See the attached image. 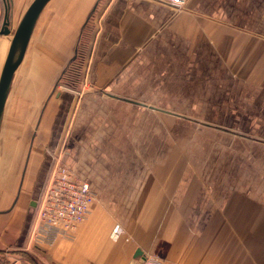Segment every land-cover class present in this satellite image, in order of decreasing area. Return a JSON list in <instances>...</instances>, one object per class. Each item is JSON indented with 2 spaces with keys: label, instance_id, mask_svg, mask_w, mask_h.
I'll return each mask as SVG.
<instances>
[{
  "label": "crops",
  "instance_id": "crops-1",
  "mask_svg": "<svg viewBox=\"0 0 264 264\" xmlns=\"http://www.w3.org/2000/svg\"><path fill=\"white\" fill-rule=\"evenodd\" d=\"M32 1L0 0V31ZM92 15L87 88H59ZM3 124L19 134L1 144L0 264H264V0H49ZM58 160L95 200L70 238L35 244Z\"/></svg>",
  "mask_w": 264,
  "mask_h": 264
},
{
  "label": "built area",
  "instance_id": "built-area-1",
  "mask_svg": "<svg viewBox=\"0 0 264 264\" xmlns=\"http://www.w3.org/2000/svg\"><path fill=\"white\" fill-rule=\"evenodd\" d=\"M180 10L188 0H152ZM95 200L87 181L58 160L50 173L43 193L37 202L30 242L50 243L56 238L68 239L83 224Z\"/></svg>",
  "mask_w": 264,
  "mask_h": 264
},
{
  "label": "water",
  "instance_id": "water-1",
  "mask_svg": "<svg viewBox=\"0 0 264 264\" xmlns=\"http://www.w3.org/2000/svg\"><path fill=\"white\" fill-rule=\"evenodd\" d=\"M48 1L49 0H33L11 36L10 45L0 73V123L13 75L23 60L35 23ZM95 8L96 7H94L93 11ZM0 34H10L7 12L4 16Z\"/></svg>",
  "mask_w": 264,
  "mask_h": 264
},
{
  "label": "trees",
  "instance_id": "trees-1",
  "mask_svg": "<svg viewBox=\"0 0 264 264\" xmlns=\"http://www.w3.org/2000/svg\"><path fill=\"white\" fill-rule=\"evenodd\" d=\"M92 20L93 15L88 18L86 24L84 25L80 33V37L77 42L73 58L70 60V62L59 77L58 82L66 87L74 88L79 83L78 81L80 71L86 58L88 42L92 31ZM27 257L29 258V261H32L34 264H37V262L34 261V258L29 256Z\"/></svg>",
  "mask_w": 264,
  "mask_h": 264
},
{
  "label": "rangeland",
  "instance_id": "rangeland-1",
  "mask_svg": "<svg viewBox=\"0 0 264 264\" xmlns=\"http://www.w3.org/2000/svg\"><path fill=\"white\" fill-rule=\"evenodd\" d=\"M14 30L15 29H13V31H11V29H10V31H11V34L14 32ZM84 63H83V66H82V69H81V71H80V76H79V83H78V85L77 86H75L74 88H70V87H66V86H64V85H62V84H60L59 82H58V87L59 88H64V89H68V90H74V91H78V90H83V89H86L87 87V85H86V83L84 82L85 80H84V74H85V68H84ZM191 123H193L192 125L193 126H191V127H194L195 129H196V125L197 126H201V125H203V124H197L196 122H193V120L191 121ZM192 131V136H193V132L194 133H197V129L194 131V129L193 130H191ZM18 134H19V132H14V131H11V130H9L7 127H6V125L5 124H3V127H2V129H1V134H0V160H2L4 157H3V153H4V148H6L5 147V145L4 146H2L1 144H2V142L3 143H6L7 142V140H8V138L10 139V138H16V139H18L17 137H18ZM21 136V135H20ZM15 139V140H16ZM4 168H5V165H4ZM42 195V194H41ZM41 197V196H40ZM40 199V198H39ZM39 201V200H38ZM29 260V259H28ZM34 261H36L37 262V258H34ZM30 262H32V261H30Z\"/></svg>",
  "mask_w": 264,
  "mask_h": 264
}]
</instances>
